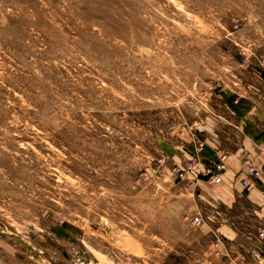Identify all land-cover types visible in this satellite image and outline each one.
Listing matches in <instances>:
<instances>
[{
  "label": "rangeland",
  "instance_id": "1",
  "mask_svg": "<svg viewBox=\"0 0 264 264\" xmlns=\"http://www.w3.org/2000/svg\"><path fill=\"white\" fill-rule=\"evenodd\" d=\"M0 264H264V0H0Z\"/></svg>",
  "mask_w": 264,
  "mask_h": 264
},
{
  "label": "built area",
  "instance_id": "2",
  "mask_svg": "<svg viewBox=\"0 0 264 264\" xmlns=\"http://www.w3.org/2000/svg\"><path fill=\"white\" fill-rule=\"evenodd\" d=\"M203 150H204V145L202 144L199 147V149H197L195 156L191 160V164L188 168L189 170L195 171L197 168L203 167L205 163ZM226 160H228V155L227 154L222 155L219 160L213 162L211 170L207 173L210 175V177L215 183L219 184L223 182L222 171L225 169L227 165ZM199 174L201 173L199 172ZM181 176L185 177L186 173L182 172ZM245 183H246V187H250L251 184L249 183L248 179L245 180ZM193 222L197 225H201L204 223V220L201 216H195ZM218 246L221 249L224 247V243L222 242V239L218 240Z\"/></svg>",
  "mask_w": 264,
  "mask_h": 264
},
{
  "label": "crops",
  "instance_id": "3",
  "mask_svg": "<svg viewBox=\"0 0 264 264\" xmlns=\"http://www.w3.org/2000/svg\"><path fill=\"white\" fill-rule=\"evenodd\" d=\"M204 159L206 160V163H207V158H208V160H210V162L212 161V162H214V161H216V159L218 160V157L216 158V155L214 156V157H211L212 155L211 154H209V153H207V152H204ZM209 158H212V159H209ZM206 163H204V165H203V169H204V172L205 173H208L210 170H211V168L209 167L210 166V164H209V166L208 167H206ZM235 163V162H234ZM230 165H231V162H230ZM212 166V165H211ZM237 179V173H232V172H226L224 175H223V185H225V186H229V184H227L228 183V181L230 182V184L232 183V180H234V179ZM205 184H206V187H207V189H209V188H212L213 186H217V185H215V183L213 182V180H212V178L210 177V180H208V182H205ZM240 194V192L239 191H236L235 193L233 192L232 193V195L230 194L229 195V199L226 197H221V196H216V198H221V199H216V201L218 202V203H221V200L222 201H224V200H226L227 199V202L229 203V204H231V205H235V203H236V201L240 198L238 195ZM225 198V199H224ZM223 203H221V205H222ZM223 209H225V208H223ZM222 214V213H221ZM220 230H222V231H224V232H233L234 233V235H235V229H231V226H229L226 222L224 223H221V227L219 228Z\"/></svg>",
  "mask_w": 264,
  "mask_h": 264
}]
</instances>
